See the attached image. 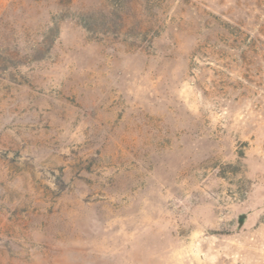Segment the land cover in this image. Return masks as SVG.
Listing matches in <instances>:
<instances>
[{
    "label": "rangeland",
    "instance_id": "rangeland-1",
    "mask_svg": "<svg viewBox=\"0 0 264 264\" xmlns=\"http://www.w3.org/2000/svg\"><path fill=\"white\" fill-rule=\"evenodd\" d=\"M0 264H264V0H0Z\"/></svg>",
    "mask_w": 264,
    "mask_h": 264
}]
</instances>
